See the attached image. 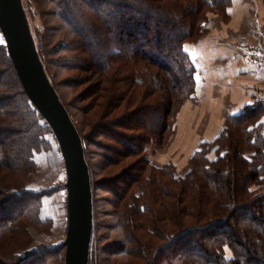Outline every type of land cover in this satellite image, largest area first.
<instances>
[{"label":"trees","instance_id":"trees-1","mask_svg":"<svg viewBox=\"0 0 264 264\" xmlns=\"http://www.w3.org/2000/svg\"><path fill=\"white\" fill-rule=\"evenodd\" d=\"M48 1L55 4L54 16L62 36L69 38L50 44L72 53L84 50L86 58L81 60L89 63L85 68L98 76L97 83L117 66L114 76L128 82L126 92L136 94L138 102L134 145L131 141V145L114 149L121 160L136 158V166L123 168L121 187L110 190L117 219L113 229H121L124 237L104 246V258H110L106 264H116L112 258L122 255L135 260L123 264H264V134L260 121L264 101L257 99L228 115L219 134L200 143L191 154L183 177H175L171 163L154 166L145 153L153 142L160 148L168 142L181 105L194 100L195 66L184 44L196 43L207 32L208 13L219 12L228 18L230 0ZM2 39L0 32V58L8 62L26 114L15 113L12 121L5 115L0 120V264H38L45 260L40 255L43 250L24 247L18 251L16 244L25 243V216L41 223L40 200L47 192L29 188L25 180L38 168L35 156L53 148L56 140L24 93ZM11 89L0 79V100L7 99ZM104 94L99 98L107 99ZM5 104H0V115L9 110ZM145 104L149 109H142ZM143 110L150 113L149 119ZM29 124H33L32 131L26 128ZM14 126L20 134L26 132L17 143L5 135L9 129L14 132ZM15 148L22 152L15 154ZM212 148L217 156L209 159ZM88 171L91 187L89 166ZM251 185L259 189L253 190ZM17 196L31 205L14 218L10 211L11 217H4L5 206ZM94 205L92 196L88 264H100L95 259L96 246L93 249L98 239L94 235ZM59 246L63 264L65 248Z\"/></svg>","mask_w":264,"mask_h":264},{"label":"rangeland","instance_id":"rangeland-1","mask_svg":"<svg viewBox=\"0 0 264 264\" xmlns=\"http://www.w3.org/2000/svg\"><path fill=\"white\" fill-rule=\"evenodd\" d=\"M21 1L37 50L38 48L40 49L39 46L41 45V57L45 59L44 68H46L48 78L55 87L82 141L85 160L91 174V193L95 201L93 211L94 235L95 238L99 239L93 244V249L96 246L95 259L100 261V264H106L110 258H104L105 253L103 254L102 249L105 245L111 244L114 239L120 240L124 237L121 229L117 231L113 229L117 219L114 217L116 209L110 204V201L115 200L110 190L121 187L120 176H123V168L136 166V158L121 160L114 152V149H121L122 144L131 145L133 142L134 145L135 143L134 140L137 133L136 107L138 106L136 94L131 95L126 92L128 82H121L120 78L114 76L117 66L110 68L104 75L103 81L97 83L96 79L98 76H94L89 69L85 68L89 63L81 60V57L86 58L84 50L79 49L72 53L53 47L55 44L61 41L66 42L69 39L62 36L64 32L61 33L60 23L54 16V2H49L48 0ZM210 13L219 16L223 22H227L229 19L223 18L219 12ZM51 29H56V31L53 32ZM50 42H52L53 46ZM0 71L2 82L13 87V89L8 91L9 97L0 100V104L3 105L6 101L5 107H9V110L3 112L5 114L0 115V120H4V116L7 115L8 119L11 118L10 121H12L15 113L26 114L22 108L24 103L22 96L18 94V88H16L12 72L8 68V62L2 56L0 58ZM103 88L107 90V93L100 92ZM134 89L136 90L135 86L133 91ZM95 93L96 95H94ZM103 94L104 96L107 95V99L99 98V95L103 96ZM113 94L120 97H113ZM104 107L105 109H103ZM142 109L149 108L145 104ZM10 112L13 114L11 115ZM143 113H146V119L151 116L150 113L144 110ZM121 124L123 126H120ZM4 126L5 128L9 127L7 124ZM13 128L15 129L14 132L9 129L5 135L7 137L9 135V140L17 143V140H22L26 132L23 131L20 134L16 131L15 126ZM26 128H30L32 131L33 124H29ZM261 128L263 132V124H261ZM46 132L49 133V129ZM178 134L175 132L174 123L168 142L161 148L153 142L146 146L145 153L154 166L171 163L174 166L175 177L179 178L183 177L188 171L190 167L188 163L189 157L195 150L199 149V145H196L191 154L187 149L184 151L186 145L179 147L178 143L182 139H178ZM176 136L178 140H176ZM52 145L53 148L35 156L38 168L33 174L27 175L25 180V184L30 186L29 188L47 192L40 200L39 216L42 224L36 223L34 218L25 216V243H18L16 246L18 251H21L24 247L35 249L38 252L43 250L44 252L41 251L40 255H43L44 262H47L46 264H60L58 254H61L63 248L59 245L64 240L66 231V191L63 187L66 177L56 142L55 144L52 142ZM17 152L21 153L22 148H15L14 153L16 154ZM216 156L215 148H212L207 155L209 159H214ZM20 157H22V154H20ZM158 158L169 160H165V162L160 160L159 162ZM115 185L116 187H114ZM261 187L264 189V182ZM250 188L253 190L259 189L258 186L253 185ZM134 191V193L137 192L136 189ZM17 197L11 198V201L5 206L4 217L10 216V211L11 216L14 218L19 210L31 205L28 199ZM118 233H121L120 236H117ZM101 235L103 236L101 237ZM20 236L17 237V240H19ZM125 246V249H128L129 246ZM125 252H128V250ZM227 255H230L229 252H227ZM130 259L135 261L127 255L112 258V261L115 260L116 264H123L124 261L127 262ZM40 262L44 264L42 260ZM32 264H37V262Z\"/></svg>","mask_w":264,"mask_h":264},{"label":"crops","instance_id":"crops-1","mask_svg":"<svg viewBox=\"0 0 264 264\" xmlns=\"http://www.w3.org/2000/svg\"><path fill=\"white\" fill-rule=\"evenodd\" d=\"M227 13V22L209 13L207 32L196 43L184 44L195 66L194 100L181 105L175 132L182 139L179 147L186 145L190 154L219 134L228 115L264 98V64H250L232 49L236 39L264 46V0H230ZM260 121L264 132V116Z\"/></svg>","mask_w":264,"mask_h":264},{"label":"water","instance_id":"water-1","mask_svg":"<svg viewBox=\"0 0 264 264\" xmlns=\"http://www.w3.org/2000/svg\"><path fill=\"white\" fill-rule=\"evenodd\" d=\"M0 32L23 91L48 124L63 161L66 177L63 264H88L92 196L82 141L48 78L21 0H0Z\"/></svg>","mask_w":264,"mask_h":264},{"label":"built area","instance_id":"built-area-1","mask_svg":"<svg viewBox=\"0 0 264 264\" xmlns=\"http://www.w3.org/2000/svg\"><path fill=\"white\" fill-rule=\"evenodd\" d=\"M232 49L250 64H264V46L262 45H252L245 39H238L233 43ZM262 101H264V98H262Z\"/></svg>","mask_w":264,"mask_h":264}]
</instances>
